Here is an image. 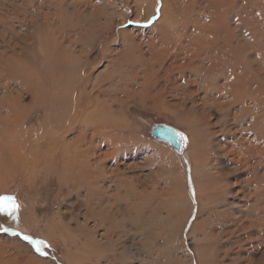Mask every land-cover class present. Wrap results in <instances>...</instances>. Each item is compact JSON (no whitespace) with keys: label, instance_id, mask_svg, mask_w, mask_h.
<instances>
[{"label":"rangeland","instance_id":"obj_1","mask_svg":"<svg viewBox=\"0 0 264 264\" xmlns=\"http://www.w3.org/2000/svg\"><path fill=\"white\" fill-rule=\"evenodd\" d=\"M15 1L10 0V3L21 5L22 2L26 10L19 13L21 17L13 19L12 16L10 26L7 23L0 24V32H8L6 36L11 33V38L10 35L5 37L6 42H3V39L0 41V50L11 52L10 48L17 47L16 51L22 53L19 60L24 63L20 66L22 68L20 71L35 73L41 69L48 73L46 77L37 74L33 79H28L34 80L32 83L35 88L41 86L43 81L47 82V79L57 78L61 69L69 68L70 65L78 66L81 63L82 66H87L81 75L88 71L86 72L88 75L85 74L86 80L90 81L88 91L91 90L94 94L91 93L95 104L103 105L102 102L108 100L106 104L109 105L112 104V100H121L123 97L120 104L116 102L118 105L112 104V107H108L115 116L113 120L123 126L122 134L130 139L128 144L124 145L125 141L124 146L118 147L120 155L117 159L118 164L123 175L126 174L124 177L136 178V188L138 191L143 189L148 196H141L138 200L133 198L129 191L130 187L125 183L121 185L122 190L115 193L114 184L110 179L103 185L106 193L100 194L98 191V195L95 193L91 200L84 188L77 185L74 187L72 182H68L70 178H65V171L55 174L45 165L56 164L54 160L44 161V155L40 152L46 151L45 146L52 147L59 139L60 144H70L75 141L78 131L69 129L59 136L57 134L55 138L53 137L54 141H46L36 149L39 155H29L26 165H23L24 168L22 166L15 168L14 172L8 175L9 180L5 185H2L3 181L0 180V197H13L19 209L11 215L0 212V264H264V236L257 232L259 228L254 225L257 220L260 221L259 214H263L260 212L262 206L260 199L263 196H260L261 198L257 194L255 196L252 192L255 182L252 185L249 180L256 176L261 179L264 176V164L256 173H252L249 168H241L230 163L231 155L226 156L220 150L228 142L227 138L229 141H235L240 137L239 134L234 137L229 130L233 128L235 116L233 112L238 111L239 114L241 106L239 103L235 104L236 106L231 111H225L226 113L219 109L208 110L207 116L210 115V118L208 117L205 122L196 114L188 113L191 117L186 114L188 112L186 109L200 110L203 95L207 94L204 88L200 93H196L195 91H199L200 87L202 89V86L198 81L193 83L192 80L196 68L207 66V61H204L206 57L201 53L198 57L193 56L194 49L187 51L186 44L198 30L204 32V29H209L214 23L217 24L216 14L231 18L227 19L225 24L227 29L233 32V47H237L238 42L247 43L249 49L240 56L241 60L244 57L246 63H251L252 72L260 69L264 76V0H232L235 6L233 11L240 14L243 12L241 15L245 23L240 24V27H238L240 19L234 17V14L226 13L221 5L222 0H188L189 3L196 1V4L191 9L189 20L182 21L186 35L180 48L176 47V39L163 36L158 29L151 34L148 31L143 34L142 31H138L160 20L162 0H35L34 4L27 0ZM3 2L5 3V0ZM3 2H0L3 4V7L0 6L2 18L4 15L10 16L13 10L11 5L5 3L4 6ZM152 4L155 11L151 20L148 23H141L140 19L152 12ZM213 7L217 8L216 13ZM26 13L29 18L27 23L23 24L22 18L28 17ZM30 15L35 18L36 23L29 22ZM110 24L111 29L117 25L119 30L135 32L133 43L130 40L113 38L111 30V34L109 31L107 35L109 38H103L98 42L94 36ZM3 25L5 27H1ZM13 25L23 27V32L21 28H15ZM179 26L180 29L182 26ZM15 35H18L16 36L18 38ZM220 38L218 40L220 39L221 43L216 40L217 46L216 43H209L210 45L205 47L207 53L214 48L227 49V42L223 36ZM151 42L154 45L156 43V46ZM31 43L34 45L31 46ZM148 44L151 45L149 49L146 48ZM102 46L105 51L104 57ZM132 46L135 47L132 49ZM175 47L176 51L173 52L175 54H172ZM79 55L82 56V60L76 59ZM154 58H158L160 62L155 63ZM29 60L31 62H28ZM253 60H257L258 63L255 64ZM142 67H148L150 74L148 81H145L144 74L142 76L144 72ZM17 68L11 65L8 68L3 66V70L0 69V83L6 85L5 89L9 96L20 93L26 106H32L31 97L25 90H21L22 86L19 85L24 78L18 75ZM27 85L25 82L24 86ZM189 92L195 94L189 95ZM193 100L196 101L195 105L192 103ZM213 101L212 97L210 101L207 99V102ZM248 107L252 110L250 102ZM23 115L26 116L25 129H37L43 120L39 110L24 111ZM225 117L228 119L224 123ZM191 120L193 125L190 123ZM218 121L221 122L219 125ZM159 125L171 126L182 134L181 154L171 144L163 143L152 135V130ZM2 131L9 134V130ZM40 135L43 136L42 133ZM92 135L93 132L90 131L87 139L90 140ZM204 138L206 142L203 140L202 143L201 139ZM201 146L219 151L217 162L214 161V164L218 165L215 164L218 172L214 169L211 174L215 173L214 176L218 177L224 173L223 180L218 179L214 184L215 190L221 192L217 193L219 204L213 206L211 215L204 199L198 213L196 187L191 179L193 168L191 156H195L196 159ZM126 148L127 152L124 153ZM66 163L67 161L63 162ZM103 166L106 170L108 168V171L111 167H116L114 160L110 158ZM204 193L205 190L202 193L203 198ZM183 195L188 196V199ZM12 203L8 201L6 206L11 208ZM189 203L192 207L191 215L185 223ZM255 210L257 211L253 213ZM38 247L41 251H37Z\"/></svg>","mask_w":264,"mask_h":264},{"label":"bare ground","instance_id":"obj_2","mask_svg":"<svg viewBox=\"0 0 264 264\" xmlns=\"http://www.w3.org/2000/svg\"><path fill=\"white\" fill-rule=\"evenodd\" d=\"M3 1L0 0V2H3ZM27 1L30 4L31 3L34 4V2H35V0H27ZM152 2H154V1H152ZM5 3H7L9 6L11 5V7H12L11 9H13V10H12L10 16L9 15L6 16L3 14L5 16V17L3 16L4 18L1 17L2 13H0V24L5 25L7 23V25H9L11 23V20L18 18L19 16L21 17V14L19 15V13H22V11H25L26 9L24 8V5L22 4V2L20 5V4L10 3V0L9 1L5 0ZM5 3H4V6H5ZM15 3H16V1H15ZM162 3H163V7L161 10V14H160V16H161L160 20L154 24H151V26L149 25L148 28H145L143 30H138V31H140V32L142 31V34H143V32L148 31L151 34L155 30L158 29L159 31L162 32L161 34L163 36H165L167 38L176 39V42H177L176 47H179L180 44L181 45L184 44L185 35H186V28L183 26L182 21L185 19L189 20L188 16H190L191 9L196 4V1L189 3L188 0H172V1L162 0ZM54 4H56V3H54ZM154 4H152V6ZM2 5L0 4L1 7H3ZM221 5L223 8H225V11L227 14H229V13L234 14V17L240 19V21L238 22V27H240V24L242 25L245 23V21H243L244 18L241 15L243 12L240 14L239 12L235 13L233 11L235 9L234 8L235 6L233 5L232 0H222ZM1 7H0V9H1ZM37 7H39V6L37 5ZM213 8H214V12H215L216 7H213ZM154 9H155V6L152 7V12L149 15H147L145 18L143 17V19L142 18L140 19L141 23H148L151 20L152 15L154 14V11H155ZM3 11H6V10H3ZM217 11L218 10H216V12ZM26 15L28 16V13H26ZM44 15L46 16V14H44ZM12 16H13V19L11 18ZM40 16H42V15H40ZM30 17L32 19L30 18L29 22H32L33 24L36 23V22H34L35 18L31 15H30ZM38 17H39V15H38ZM28 18H29V16L27 17V19L22 18V23L23 24L27 23ZM227 19L231 20V18L224 17L223 14H220L219 16L216 14L215 22L217 24L214 23V26H211L209 29H204V32H202L201 30H198L195 33V35L193 36L192 40H188V43L186 44V50L187 51L194 49L193 50V56L198 57L199 54L201 53V54H204V56L206 57V58H204V61L205 62L207 61V66L206 67H198V69L196 68L194 78L192 80H193V83L198 81L202 86V89L200 87L199 91H195L196 93L197 92L200 93V91L201 90L203 91V88H204V90L207 91L206 92L207 94L203 95L204 97H203L202 102H201L203 107L201 106L200 110L193 111L192 109H186L188 112H186V111L185 112L189 117H191V116L188 113H192V115L196 114L199 116V118L203 122H205V120L210 116L209 114H208L209 116H207L208 110L219 109L223 113H226L225 111H229V110L231 111L232 108H234L236 106L235 104L239 103V105L241 106V110H240L239 114H237L238 111L233 112V113H235V116H233L234 122L232 123L233 128L229 127L230 128L229 133H232L234 135V137L237 134H239L240 137L238 139H236L235 141H233V140L229 141V139L227 138L228 142H226L225 146L224 147L222 146L223 149H220V150H222V152L226 156L231 155L230 160H229L230 163H232L236 166H239L241 168H244V167L249 168V169H251L252 173H256V171L264 164V76L262 75V70H260V69L259 70L256 69V70H254V72H252L253 70L251 69L252 67L250 66L251 63L250 62L246 63V61L243 60L244 57L241 60L240 56L243 55L244 53H246L247 50L249 49V47L246 46L247 43H245V42L243 43V41L238 42L237 47H233L234 35H233V32L231 33L229 31V29H227V25L225 24ZM47 21H50V20H47ZM122 24L123 23H121V25ZM4 25L1 27H5ZM50 25H51V23H50ZM179 25L182 26L180 29H179V27H180ZM114 26L111 29L112 25L111 24L108 25L106 27V29L100 31L99 34L97 36H94V37L96 38V40H98V42L101 41L103 38H105V39L109 38L107 35L109 34V31L111 30L113 38L130 40L131 43H133V39H134L133 35L135 32L133 33V31L127 30V29L126 30H119L117 28V25H116V27H114ZM13 27L16 28L19 26L13 25ZM118 27H119V25H118ZM19 28H21V27H19ZM22 28L20 30L23 32ZM27 30H28V27H27ZM10 31H13V29L12 30L10 29ZM111 31H110V34H111ZM159 31H157V32H159ZM17 32H18V34L20 33L19 31H17ZM7 33L5 31L0 32V39H1L0 41H2V39H3V42H6L5 37H7L9 35L11 38V33L6 36ZM16 36H18V35H15V37ZM64 36L66 37L65 34H64ZM222 36L225 39V41L227 42V45L225 44L227 46V49L226 50H223V49H220V50L216 49L215 50V48H214L213 51H210L209 53H207L206 52L207 49H205V47L209 43L215 44L216 40H218V38H220ZM27 37L28 36H26V38ZM62 37H63V35H62ZM67 37H69V36H67ZM136 37H137V39L139 38L137 35H136ZM16 38H18V37H16ZM156 38H157V36H156ZM31 39H32V36H31ZM220 39L218 40L219 42L221 41ZM20 40H19V42L22 41V40L21 41ZM57 40H58V38H57ZM68 40H70V39L68 38ZM7 41L9 42L10 40H7ZM13 42L16 43L15 40ZM107 42H108V40H107ZM139 42H140V39H139ZM224 42H222V43H224ZM137 43H138V41H137ZM24 44H25V42H24ZM21 45L19 47H21ZM30 45L33 46L34 43H31ZM146 45L147 44H145V46ZM149 45L150 44H148V46L146 48L151 46V45L150 46ZM15 46H17V45H15ZM154 46H156V43ZM216 46H217V43H216ZM28 47H29V45H28ZM133 47H135V46H132L131 48L133 49ZM167 47H166V50H167ZM176 47L172 51V54H175L173 52L176 51ZM221 47H222V45H221ZM184 48H185V46H184ZM10 49H11L10 50L11 52H8L7 50L6 51L0 50V69L3 70V66L7 67V68L10 65L15 67V68H17V66H19V68H17L18 70H16V71L18 72V75L21 76L22 79L24 78L22 83H20V80H19V83H20L19 85L22 86L21 90H23V91L25 90L29 94V96L31 97V100L33 101V104H32V106H29V105L26 106V104L22 101V94H20V93H17V95H15V96H9L7 90L5 89L6 85L0 83V180L3 181V183H1V184L5 185L7 183V181L9 180L8 175L11 172H14L15 168L21 167V166L24 168L23 165H26V162L28 160L29 155H33V154L39 155V153H37L36 149L38 147H41L42 143H45L46 141L47 142L54 141L55 135L58 134V136H59L63 132L65 133V131H68L69 129H71V130H77L78 131V136L76 137V139H74L75 140L74 142H72L70 144L61 142L62 144H60V142H58V141H60V139H59L57 141V143H55L54 146L52 145V147H47L48 146L47 145V146H45L46 151L40 152L44 155V157H43L45 159L44 161L50 160V162H51L52 160H54L56 162V164L53 166L51 165L52 163H50V162H49L50 163L49 165L45 164L46 166H49L48 169L53 170V173H55V174L56 173L58 174L60 171L61 172L65 171V175H66L65 178H70V181L68 180V182H72L74 187H76V185H77V187L84 188L87 191L88 195L90 196L91 200H93L95 193H97L98 191L100 192V194L106 193L103 185L106 183L107 180L109 181L110 179H111L110 182L112 184H114L115 193L120 192V190H122L121 185L125 183L127 185V187L128 186L130 187L129 191L131 192L133 198L138 200L139 197L146 196L147 193L145 191H142L143 189L141 191H138V189L136 188V181H135L136 178L124 177L126 174L123 175V172H121L120 166H119L118 160H117L120 156L118 147L121 148V146L128 144L130 139L126 135L122 134L123 126L119 125L116 121L113 120L115 116H113V113L110 111L111 109L108 110V107H112V104H117L116 102H119V104H120L123 97L121 100H115V101L112 100V104L109 103V105L106 104V101H108V100H106L105 102H102V104L104 103L103 105L95 104V101L93 99L94 97L92 98L93 93L91 92V90L88 91L89 90L88 85L90 83L89 80H86L87 79L86 75H88V74H86V72H88V71L85 72L86 75L85 74L81 75L83 70L87 66H85L84 64H83L84 66H82L81 63L78 66H71L70 65L69 68L61 69L59 76L57 78H50L49 80L47 79V82L43 81L41 83L42 84L41 86L38 85L37 88H35L34 84L32 83V82H34V80H28V79H33L34 77H36L37 74H40L41 76L46 77L48 73L45 70H41V69L38 71L36 70L35 73L28 72L27 70H25V72L20 71L22 69V68H20V66L24 65V63L20 62V60H19V58L22 56V53L16 51L17 47H12ZM23 50H24V48H23ZM101 50H102L103 57H104L105 51H104L103 46H102ZM159 50H160V48H159ZM157 52H158V50H157ZM114 53H117V52L114 51ZM122 53L123 52H121V54ZM81 57L82 56L79 55V57H76V59L80 58L79 60H82ZM158 58L153 59L154 61H156L155 63L160 62V60H158ZM114 60H116V57ZM147 60H149V59H147ZM26 61H27V59L25 60V62ZM149 61H151V60H149ZM149 61H148V63H149ZM28 62H31V61L29 60ZM255 62H257V60L254 61V63ZM257 63H255V64H257ZM135 64H137V63H135ZM160 64H162V62ZM112 65H111V67H112ZM141 66H143V64H141ZM153 66H155V65H153ZM259 66L260 65H258V67ZM161 67H162V65H161ZM161 67L159 68L160 70H161ZM142 68L144 69L142 76L144 74V79H146L145 81H148L149 80L148 75H150L149 70L147 68H144V67H142ZM162 68H164V67H162ZM109 70H110V68H109ZM263 70H264V68H263ZM111 73H113V72H111ZM0 76H1V74H0ZM110 76H111V74H110ZM155 76H156V74H155ZM113 77H115V76H113ZM119 77H121V76H119ZM192 77H193V75H192ZM155 78H157V77H155ZM188 78L189 77L187 76V79ZM15 80H17V79H15ZM168 80H169V78H168ZM25 82L30 87L28 85H27V87H25L24 86ZM127 83H129V82L127 81ZM120 84H121V82H120ZM147 84H149V83H147ZM111 88L113 89V87H111ZM210 89L213 91H211ZM196 90H198V89H196ZM130 91L128 90V92H130ZM111 92H113V91H111ZM117 92H118V90H117ZM195 92L194 93L189 92V95L195 94ZM196 95H198V94H196ZM105 97H107V96H105ZM210 97L213 98V100H214L213 103L207 102V99L210 101ZM186 99H187V97H186ZM196 99H198V98H196ZM195 102L196 101L192 102L193 105H195ZM249 102H250V107H252V110H250V108L248 107ZM32 109L35 111L39 110L43 115V120L39 124V127L37 129L36 128L25 129L26 116L23 115L24 111H30V110L32 111ZM29 113H31V112H29ZM230 115H232V114H230ZM226 117L223 118L224 123H225V120L227 122L228 118L226 119ZM243 118H245V119H243ZM223 119L221 118V120H223ZM238 119H239V121H238ZM242 120H244V121L246 120L247 122L246 121L244 122ZM219 121L217 122V124L221 123ZM242 122H244V123H242ZM190 123H192L191 125H193V120H191ZM210 123H211V121H210ZM210 123H209V125H211ZM222 123H223V121H222ZM218 125H217V127H218ZM222 125H224V124H222ZM213 126H216V124H214ZM225 126H227V125H225ZM224 128H226V127H224ZM2 130H9V134H5ZM90 131L93 132V135L89 140V138L87 139V137H88V133ZM40 133H42L43 136H41ZM210 133H212V131ZM217 134L218 133H216V135ZM213 135H214V133H213ZM226 136H227V133H226ZM34 137H36L37 139H35ZM205 138L201 139L202 141L201 140L200 141L203 143V140L205 141ZM125 141H126V143H125ZM123 143H125V144L123 145ZM163 143H165V142H163ZM211 143H212V140H211ZM219 143H218V145H220ZM83 147H85V148H83ZM105 147H107V148H105ZM103 148H105L106 150L103 151ZM126 152H127V148L124 149V153H126ZM218 154H219V151L216 149L215 150L214 149H208V147L203 148L201 146V151L199 153V156H197L196 159H195V156H191L192 161H193V168L191 170V179L193 181V185L196 187L195 188L196 189V197H197V201L199 203V212L198 213H200L201 207L203 206L202 205L203 199L206 200L205 204H206V208L209 211V215H211L210 212L213 209V206H216L219 204L218 200H220V199H218V195H217V193L219 191L215 190L214 184L217 183L216 180H218V179L223 180V174L224 173L223 174L221 173V175H219L218 177L214 176L215 173H214V175L211 174V173H213L212 171H214V169H216L215 167L217 164L215 163L216 164L215 165L214 161L217 162V157H218L217 155ZM42 156H40V157L42 158ZM109 158L114 160V164L116 165V167L113 166L108 171V168L106 170V167H104L103 165L107 160H109ZM218 160H220V159H218ZM66 161H67V163L63 164V162L65 163ZM32 166H34V165H32ZM45 169H47V168H45ZM39 171H41V170H39ZM47 171H45V172H47ZM216 171L218 172L217 169H216ZM34 172H35V170H34ZM29 173H30V171H29ZM185 176H186V174H185ZM185 176L184 177L182 176L183 179L185 178ZM249 180H251L252 185H254L253 182H255V188H253V191H252L255 193V196H257V195L259 197L263 196L262 198L260 197L261 198L260 203L262 204V206L260 208V212H262L263 214L262 215L259 214V217L261 216L259 218L260 221H258V220L256 221V218H255V221H256L255 224L253 222L255 227L257 229L259 228L258 229L259 231H257V232H261L263 235L261 233L260 234L263 237L264 236V187H260V186L264 185V176L261 179H258L256 176L255 178H253V179L250 178ZM137 181H138V179H137ZM183 185H185V183ZM108 188H110V186H108ZM204 190H205V193H204V198H203L202 193L204 192ZM97 195H98V193H97ZM183 196L185 197L186 195H183ZM223 196L224 195H222V197ZM187 197H185V198L188 199ZM256 206L258 207L259 204ZM191 209H192V207L190 206V203H189V207H188L187 212H186L187 217L184 221L185 223L188 221L189 216L191 215ZM256 211L257 210H255L253 213H255ZM183 227H184V225H183ZM248 228L251 229L250 226ZM191 234H192V230H191ZM254 237L255 236H253V238ZM262 237H259V239L260 238L262 239Z\"/></svg>","mask_w":264,"mask_h":264},{"label":"water","instance_id":"obj_3","mask_svg":"<svg viewBox=\"0 0 264 264\" xmlns=\"http://www.w3.org/2000/svg\"><path fill=\"white\" fill-rule=\"evenodd\" d=\"M152 135L162 142L171 144L179 154L183 152V136L173 127L168 125L156 126L152 130Z\"/></svg>","mask_w":264,"mask_h":264},{"label":"snow or ice","instance_id":"obj_4","mask_svg":"<svg viewBox=\"0 0 264 264\" xmlns=\"http://www.w3.org/2000/svg\"><path fill=\"white\" fill-rule=\"evenodd\" d=\"M8 201H12V207L9 208L6 206ZM18 205L14 203L13 197H0V212L7 213L9 215L13 214L15 211H18ZM27 239V237H25ZM37 251H41V249L38 247Z\"/></svg>","mask_w":264,"mask_h":264}]
</instances>
